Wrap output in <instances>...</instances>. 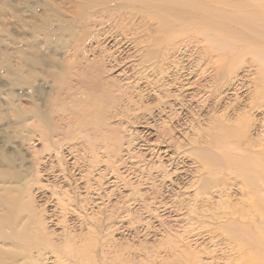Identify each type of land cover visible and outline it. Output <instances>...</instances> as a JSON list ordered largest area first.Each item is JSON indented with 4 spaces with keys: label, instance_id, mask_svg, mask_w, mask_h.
<instances>
[{
    "label": "rangeland",
    "instance_id": "374dc122",
    "mask_svg": "<svg viewBox=\"0 0 264 264\" xmlns=\"http://www.w3.org/2000/svg\"><path fill=\"white\" fill-rule=\"evenodd\" d=\"M95 1L10 0L8 10L15 12L7 6L1 10L10 29L2 32L0 20L2 45L16 48L14 40L25 37L46 59L31 65L38 74L33 88L12 87L0 70L2 100L14 94L26 108L34 100L47 111L48 121H28L25 140L11 133L0 136V150L32 176L30 186H16L33 200L34 210H26L24 220L31 219L34 241L44 243L46 236L55 248L76 254V260L43 257L38 263L264 264V246L256 243L260 238L253 226H247L249 237H235L229 228L234 208L245 212L247 223L261 212L257 198L245 193L247 175L256 171L244 160V145L246 139L264 141V97L257 95L264 86V55L252 56L241 48L222 67L219 61L227 60L223 54L238 44L208 37L196 20L172 27L137 8L119 9L125 0H104L111 8L91 6ZM221 1L195 3L209 8L208 3ZM45 10L55 30L61 27L55 15L73 20L86 12L100 24L89 26V36L75 27L80 35L73 40L65 36L70 25L65 26L62 32H50L52 42L46 43L44 32L31 28ZM22 19L30 22L25 25ZM145 19L153 29L167 21L155 37L168 44L150 49L154 52H166L187 37L193 40L187 51L170 50L172 60L164 73L140 65L144 51L133 41L143 37ZM53 55L62 65L82 64L64 70V78L55 82L48 63ZM251 60L261 65L260 78L256 65L246 78L245 64ZM93 62L98 67L86 72ZM91 74L108 83L106 94L89 84ZM57 90L63 98L56 101ZM261 194L264 201V190Z\"/></svg>",
    "mask_w": 264,
    "mask_h": 264
},
{
    "label": "bare ground",
    "instance_id": "6f19581e",
    "mask_svg": "<svg viewBox=\"0 0 264 264\" xmlns=\"http://www.w3.org/2000/svg\"><path fill=\"white\" fill-rule=\"evenodd\" d=\"M1 1H3V0H0V3H1L0 4V20H1V25L3 26L2 32L7 34V33H9L10 29L7 28V26L5 27L4 21L2 20V19H4V13L5 12H3V11L1 12V10H2V7H4V6H7L6 10L8 12L9 11L15 12V10L13 8H10L8 10V5H9L10 0H4L3 2H1ZM114 1H116V0H114ZM191 1L190 0H125L124 3H122V5L119 3V6L121 5V8H119V9H122V10L123 9H130L129 7L137 8V10L145 11L149 15H154L155 17L158 16V17H162V18L166 19L167 21H169L168 23L171 22L172 27H174L173 25H176V23L182 24V23H185L186 21H195L196 20L197 24H199V26L196 23L193 26L197 25L198 27H201V29H202L201 32H204V33L206 32V35L208 37L215 39V40L221 39V40H225L228 42H234V43L238 44L237 46H235V48H232L227 53L223 54L224 57L227 58V60H225V61L220 60L219 61L220 64L223 63L222 67H226V65L228 64L227 63L228 60L234 59L236 54H238L239 52L242 53L241 48L244 49L245 53L250 54L252 56H254L253 55L254 53L258 56L264 55V2H263L264 0L261 1L262 3H259V2L257 3L255 0H236V1L222 0L221 2H215V4L214 3H211V4L208 3L210 5L209 8L208 7H202L201 5L196 4L195 0H191ZM217 1H220V0H217ZM81 3L86 4L85 2L84 3L81 2ZM228 4H230V5H228ZM91 6L99 8V7H110L111 5L110 6L107 5L106 1H104V0H96L93 5L91 4ZM112 6H113V3H112ZM78 7H80V6H78ZM117 8H118V6H117ZM116 13H118V12H116ZM89 14H87L85 12V13H83L82 16L76 15L77 17H75V18L72 17V18H74L73 20L70 18L65 19V18H63L62 15L61 16L55 15L57 23H59V25L61 26L60 28H58V29L56 28L57 30H55L50 26V15L47 13V10H45L40 15L39 20L31 21V28L33 30V33L37 32L39 30L43 31L45 36H46L45 37L46 43H51L52 40H51L50 32H57V31L62 32L61 30L65 26L70 25L66 30H64V32H65V36L70 35L69 39L73 40L77 37V35H80L78 33L76 34L75 27L82 29V33L80 32L82 36H87V35L89 36V34H90L89 26H91V25L96 26V25L100 24L94 18L90 17ZM115 15L116 14L111 15L110 17L113 18V17H115ZM146 19L144 21V25L142 24L143 30L141 33V34H143V37H146V38L144 40H142L143 37L141 39L138 37V39L136 38L133 41L134 46L136 48H141L144 51L145 60L140 65L148 64L150 66V68H149V66H147V68H149L151 71H160V73H164V71H166V67L168 66L167 64L169 63V61L172 57L170 50L174 51V54H177L183 50L187 51V50H189V48H191V46H192L191 44L193 43V40L191 38H189L190 40H188V37H187V40L182 39L180 41V43L175 44L174 47L170 46L171 49L166 51V52H159V51L154 52L150 49H152L153 47H158V46L162 48L163 43L168 44V42H163L159 38L155 37L156 34L163 32V30L165 28V24H167V21L164 20L163 24H161V25L158 24V26L155 27V29H153L152 26L146 22ZM22 20H19V21H22L23 24H25V25H27L30 22V21L27 22L24 19H22ZM52 23H53V21H52ZM176 27L180 28L179 26H176ZM208 27H210V29H211L210 31L207 30ZM197 33H199V32H197ZM59 36H62V34ZM166 37L169 38V36H166ZM173 37H174V35H173ZM182 38H183V35H182ZM171 40H173V38H171ZM171 40H169V41H171ZM176 40H177V38H176ZM25 41H26L25 37L20 36V37L16 38L14 40V43H13V44H15V46H17L16 48H14V47L10 48L8 46L2 45V43H4V42L0 41V70H3L5 72V76L9 79V83H10L9 85H11L12 87L25 86V87L33 88L38 74L35 71H33L32 68L35 65H38V64L41 65L43 63L45 64V62H46V59L38 56V54H37L38 49L35 47L36 45L30 46V45L26 44ZM91 43H92V41H91ZM169 43L172 44V42H169ZM89 47H90V45H89ZM168 47H166V48H168ZM11 49H13V50H11ZM75 49L77 52L80 51L79 46H76ZM160 51H162V50H160ZM219 51H221V49ZM160 53H162V54H160ZM205 53L206 52H204L203 54H205ZM80 56H83V55H80ZM204 56L201 55L200 57H204ZM239 56H242V55L240 54ZM239 56H237V59L239 58ZM237 59H235V62H238ZM173 62H174V60H173ZM243 62H245V61H243ZM254 62H255V60H251V61L247 62V65L245 64V67L248 68V70H247L248 72L247 73L245 72L247 79L249 77H251V69L250 68H252V67L255 68L257 66L255 64L256 62L255 63ZM32 63H34V64L32 65ZM48 63H49V65H51L50 68L53 70V71H51L53 73H51L50 76L52 77V79L55 82L60 81L64 78V73H65L64 70H66V69L70 70L73 67H76L77 65L80 66L82 64L81 62H78V61L77 62L70 61V62H67L66 64L62 65L61 61H60V57H57L54 55L49 58ZM208 64H210V62ZM97 65L98 64H96L95 62L90 63L89 65H87V67L85 69L86 72H91L94 67H98ZM102 65L103 64L99 63V66H102ZM258 66H257L258 67L257 73H258V78H260L259 73L261 71V67H260L261 65H258ZM212 68H214V67H212ZM259 69H260V71H259ZM261 74H262V72H261ZM262 77H263L262 80H264V76H262ZM88 82L96 90L102 92L103 94L107 93V90L109 88L108 83L104 82L101 79L100 75L99 76H97V75L92 76V74H91V77H89ZM111 83H113V82H111ZM256 87H257V85H256ZM258 94L260 95V97H264V86L258 89L257 95ZM18 98H20V97L14 96V94H13V97L10 98V100L3 101L2 100V92L0 89V136H2L4 134L9 135V133H11L13 135L12 138H18L21 140H25V137L23 136V134L26 132V130L28 128H30L29 125L27 124V123H29L28 121H31V120L48 121V113L46 110L42 109L38 105V103L36 101H34L33 99H32L33 101L30 102V106H27V108H26L20 104L21 100ZM62 98H63L62 97V91L57 90L56 101L60 100ZM19 100H20V102H19ZM261 123H263V122H261ZM223 128L228 133L232 132V130L226 126H223ZM221 130H223V129H221ZM248 137L249 136H247V138ZM260 137L262 139V136H260ZM0 142H2V141H0ZM5 143L7 145H9L11 143V141L9 140ZM244 146H245V148H246L245 150L247 152L246 156L244 157V160L247 162L248 165H250L249 167L254 168L256 171L253 173V175H251V174L247 175L248 180L246 183L249 182L250 186H248L247 191L245 193L247 195L250 194V195L255 196L257 198V200L255 201V204H256L255 206L260 207L261 212L258 214V216H256V218H253V220L251 222L248 221V223H247V221L244 220L245 212L239 210L238 208L237 209L234 208L233 211H231V215L235 216V217H231V218H234V222L229 226V228H232L233 233L236 234L235 237H238V235H239V237L240 236L243 237V235L248 236V228H247L248 224L253 226V228H254L253 231L256 234L258 233V237L260 238V239H255L256 243L261 241L260 244L263 243V246H264V227H263V225H264V218H263V216H264V206H263L264 201H262L263 197L261 194L262 190H264V185H263L264 184V141L260 142L259 144L258 143L256 144V143H254L253 140H251V139L247 140L246 139ZM255 147H258V149L256 150ZM31 180H32V176L30 174L23 171V169L18 168L16 162L12 159V157L9 156L6 152L0 150V264H39L38 261L43 260L42 259L43 257H44V259L47 257V258H54L55 260H60L62 257L65 256L66 258H68V261L71 260L69 258H72V259L76 258V254L72 252V251H74L73 249L68 250V251H63L61 248L57 249L53 245H51V243H50L51 241L46 236H43V235L42 236H43L44 243L43 242H41V243L36 242V241H34V237H32L31 234L29 233L30 225H31V223L29 221H31V219L29 217L27 220H24L25 219L24 214H26L24 212H26V210H28V209L31 210V212L34 210L33 209V200L31 198V196H25L26 194L25 195L23 194L24 190H23L22 186L17 187L16 185L23 182L24 186H30ZM238 216L243 218V219H237L236 217H238ZM156 228H155V230H156ZM260 231H262L263 237H262ZM39 234H40V232L38 231V237L42 240V236H39ZM251 242H254V241L251 239ZM257 244H259V243H257ZM78 249H79V251H81V250L84 251L83 248H78ZM78 249H76V250H78ZM34 252L37 254V256H36L37 258L33 255ZM174 254H175V252H174ZM77 257H78V259H82L83 256H81V257L77 256ZM47 258H46V260H47ZM133 258H135V257H133ZM74 260H76V259H74ZM208 262L210 263V261H208Z\"/></svg>",
    "mask_w": 264,
    "mask_h": 264
}]
</instances>
